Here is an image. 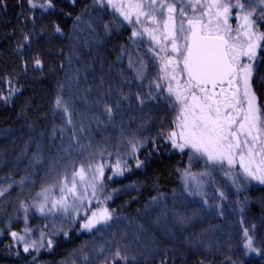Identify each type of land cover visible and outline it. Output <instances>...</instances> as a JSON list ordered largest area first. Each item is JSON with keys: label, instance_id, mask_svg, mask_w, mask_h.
<instances>
[{"label": "trees", "instance_id": "obj_1", "mask_svg": "<svg viewBox=\"0 0 264 264\" xmlns=\"http://www.w3.org/2000/svg\"><path fill=\"white\" fill-rule=\"evenodd\" d=\"M233 9L262 36L251 87L264 112V0ZM144 45L104 0H0V264H264V186L168 149L154 132L161 78ZM133 156L139 168L101 186L106 226L78 233L65 220L50 250L23 238L48 235L43 190L106 158L129 168ZM183 171L204 182L198 191Z\"/></svg>", "mask_w": 264, "mask_h": 264}, {"label": "rangeland", "instance_id": "obj_2", "mask_svg": "<svg viewBox=\"0 0 264 264\" xmlns=\"http://www.w3.org/2000/svg\"><path fill=\"white\" fill-rule=\"evenodd\" d=\"M104 2L123 20L132 43L140 45L143 42L144 47L155 54L162 93L153 99L157 121L154 132L161 133L168 149L188 153L193 162L202 161L207 171L220 172L230 179L235 176L247 178L264 186V112L256 103L251 87L252 64L262 36L248 16H234L241 14L233 9L236 0ZM197 25L203 34L216 32L226 39L228 56L236 67L231 79V84L236 87L233 96L226 97L225 105L222 104L226 99H218L217 111L209 103L208 93L194 87L184 72L188 37ZM247 48L251 53L244 58ZM227 113L233 117L231 127L226 126ZM231 131L238 135V149L231 140ZM137 157H132L136 160L129 168L125 161L116 158L79 167L53 187L43 190L36 212L48 235L43 238L42 233L31 236L25 233L23 238L45 241L50 250V235L58 231L59 224L65 220L77 226L78 233L93 232L106 226L114 214L107 206L101 186L114 180L123 181L131 167H140ZM180 178L182 184L193 191H198L204 183H197L196 177L187 171H183ZM209 244L210 241H205L203 247Z\"/></svg>", "mask_w": 264, "mask_h": 264}, {"label": "water", "instance_id": "obj_3", "mask_svg": "<svg viewBox=\"0 0 264 264\" xmlns=\"http://www.w3.org/2000/svg\"><path fill=\"white\" fill-rule=\"evenodd\" d=\"M250 53V48L245 49L243 57L247 58ZM184 72L194 87L208 93V101L216 111L219 105L218 97L223 99L225 96L224 92H219L220 88L225 87L229 97L233 96V91L236 89L231 84L236 67L229 59L226 39L219 35L203 34L199 25L191 30L188 37ZM225 118L226 126L231 127L232 115L227 113ZM230 137L235 148L238 149L239 138L236 132L231 131Z\"/></svg>", "mask_w": 264, "mask_h": 264}, {"label": "flooded vegetation", "instance_id": "obj_4", "mask_svg": "<svg viewBox=\"0 0 264 264\" xmlns=\"http://www.w3.org/2000/svg\"><path fill=\"white\" fill-rule=\"evenodd\" d=\"M227 49H228V44H227ZM228 53V52H227ZM230 59V58H229ZM170 62V60L167 62V63H169ZM219 92H224L225 93V96H224V98L223 99H221L220 97H218V99H220L221 101H224L225 99H226V97H227V99H228V97H229V94L228 93H226V90H225V87H221L220 88V90H219ZM227 99L225 100V102H223V104L222 105H225L226 104V102H227Z\"/></svg>", "mask_w": 264, "mask_h": 264}]
</instances>
